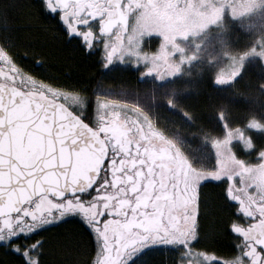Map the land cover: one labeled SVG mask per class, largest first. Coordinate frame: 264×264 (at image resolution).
<instances>
[{
    "label": "snow or ice",
    "instance_id": "snow-or-ice-1",
    "mask_svg": "<svg viewBox=\"0 0 264 264\" xmlns=\"http://www.w3.org/2000/svg\"><path fill=\"white\" fill-rule=\"evenodd\" d=\"M46 8L88 48L101 43L106 63L135 52L165 68V46L183 16L178 0H46ZM153 31L164 43L149 57L134 45ZM0 59L8 66L0 68V240L20 252L24 264H42V240L30 234L73 214L94 234L90 264H127L129 249L187 248L199 236L200 186L209 177L228 178L227 195L251 221L231 224L243 238L240 254L213 257L211 264H264V149L251 163L232 144L255 146L246 126L226 125L223 136L211 138L217 166L208 169L157 143L99 97L89 122L85 97L27 75L3 48ZM69 97L80 107L73 110ZM246 123L264 129L256 118Z\"/></svg>",
    "mask_w": 264,
    "mask_h": 264
},
{
    "label": "flooded vegetation",
    "instance_id": "flooded-vegetation-1",
    "mask_svg": "<svg viewBox=\"0 0 264 264\" xmlns=\"http://www.w3.org/2000/svg\"><path fill=\"white\" fill-rule=\"evenodd\" d=\"M33 1L38 3L43 12L49 13L46 8V0ZM178 2L179 6L183 9V15L186 12L195 9L203 11L206 18H209V22L206 23L205 29L201 31V37H199L200 44L203 49H206L205 45H207L215 35H221V37H224L232 30V37L230 39L231 45L233 46L232 51L225 54L232 60L230 64L232 68L228 69V74H230V76L227 78L222 77V79L209 77L211 85L215 88V94L218 99L215 114L216 121L219 124L221 120L223 123L227 122L234 125H244L247 124L246 122L250 119L256 118L261 122H264V114L249 111L250 106L245 105L242 102L239 92L241 90L244 93L246 90L248 91L250 88H254L255 85L258 86L259 90H263L264 92V85L262 84L264 81L259 79H264V0H178ZM16 3L17 0H0V48L5 49V51L12 56L13 63L18 69L24 71L27 75L32 76L35 79L48 83L41 75H37L36 72L32 71V64L30 63L31 61L29 60L28 54L21 52L20 50L18 51L17 47H15L12 43V39H8L6 35L5 30L9 27L6 13H14L17 10H20L21 7H17ZM49 14L57 19L69 38L79 41L87 50L97 53L107 71L112 72L116 70H128L135 76V80L132 83L127 82L121 85H108L110 88H115L123 93H127L128 96L131 94L134 95V98L120 100V103L115 104L114 108L121 109V113H123V115L125 114L129 119L136 120V123L141 125L148 134L153 135L157 143H169L168 146L179 149L181 152L185 153L187 157H189L187 151L191 150V148L186 141L187 134L184 133L185 129H183V132H180V128L177 125L178 123L180 126L183 121L191 125H197L196 121L193 119L192 113L186 107L185 99L189 96L187 95V92H185L187 90L185 87H187L189 83L183 79L186 78V74L184 73L185 71L182 67L177 64H175V67L169 59H176L184 54L185 51H182V47L187 41L191 31L189 29H182L178 26L177 31L180 32L177 33V36H173L172 40H170L168 45H166L167 55L165 59L169 67H162L160 71L165 72L169 69V77L162 79L160 78L161 75L158 72L159 68L154 67V65L149 61H144L142 58L143 55L137 57L135 52L125 56L123 60L117 56L111 63H106V52L101 43H94L91 48H88L84 45L82 38L67 33L66 25L58 19L55 13ZM182 22L183 16L180 19V23ZM93 28L94 31H98L96 25H93ZM224 30L228 31L223 32ZM161 39H163L164 42V37L160 33L153 34L151 36L152 42L154 41L157 44V47H155L152 52H157L159 50V47L162 44V41H160ZM134 48L136 51H140L143 54L141 46L134 45ZM145 54L151 57L150 55L154 53L146 51ZM207 54L208 53H205L206 56ZM131 55H134V57L132 58ZM221 55L223 56V53ZM192 56L194 59H198L195 54H192ZM234 61L236 62L234 63ZM189 64H187V66ZM224 64L226 67L230 68L228 62H224ZM37 66H40V63L36 62V67ZM0 68H3V70H7L8 68L3 59H0ZM149 68H154V70L152 72H148ZM189 69H191V67ZM202 71L203 72L200 76L199 82L206 81V78L208 77L206 66H203ZM0 80H2V78H0ZM242 81L245 85L243 88L240 86ZM152 82L155 85H152ZM170 84L173 86H170ZM99 88L100 86L98 89ZM159 92H164L163 94L165 95L164 97L166 101L161 105L160 112L150 111V114H148L145 109L152 106L151 100L156 103V97L158 99L156 93ZM172 92H174L175 95H173ZM262 104H264V97L261 101H258L257 105L260 107ZM255 106L256 105H253L251 107ZM132 107L139 110H133L134 108ZM236 108L238 112L235 111ZM164 110L165 112L167 111V113L173 118H178L176 119L177 121L171 122L169 119H162L165 117ZM151 113H154V116H152ZM202 131L206 132L203 128ZM169 137L177 140V146L169 142ZM209 180L210 179L206 178L205 181L201 182L200 186L198 238L193 241L191 245H188L187 248L177 245L160 244L149 246L145 250H141L137 253H132V250L129 249L131 250L129 253L131 257L127 261V264H130L135 260L139 261L147 254L154 251L171 255L177 260V264H184L185 258H183L181 254L183 252L189 253L188 248H190L193 252H209L216 257L223 259H230L233 256L240 254L239 246L243 238L240 234L235 233L232 230L231 224L238 223L240 225H247L251 221L249 217L239 210V202L227 195L226 188L228 178L219 179L218 183ZM211 189L215 191H212ZM216 191L219 192L222 200L224 201V207H226L225 210L229 215V220L226 224V231L231 250L228 254L219 253L206 246L205 230L208 229L210 225L209 217H211V215L206 212L208 194L209 192L214 194ZM201 264L205 263L202 262ZM206 264H211V261Z\"/></svg>",
    "mask_w": 264,
    "mask_h": 264
},
{
    "label": "trees",
    "instance_id": "trees-1",
    "mask_svg": "<svg viewBox=\"0 0 264 264\" xmlns=\"http://www.w3.org/2000/svg\"><path fill=\"white\" fill-rule=\"evenodd\" d=\"M20 1L17 0L16 3L17 7H21L20 10L6 13L9 27L5 31L8 39H12L18 51L28 54L33 72L41 75L49 84L85 97L87 115L84 118L91 122L88 115L92 112L98 87L103 84L132 83L135 76L128 70L107 71L97 53L69 38L57 19L43 12L38 3L33 0ZM152 43L156 44L154 41ZM36 62L40 66L36 67ZM240 86H245L243 81ZM198 90V93L185 99L186 107L192 113L196 124L205 129L207 124H213L218 99L209 76L206 81L200 82ZM235 111L238 112L237 108ZM164 114L171 122L178 119L173 118L167 111ZM224 206L218 191L214 194L209 192L206 212L211 217L210 225L205 230V239L208 248L228 254L231 250L226 231L229 215ZM36 239L42 240V264H90L97 250L93 233L76 217L37 230L31 234V240ZM16 242L14 240L11 243ZM177 263L171 255L154 251L130 264ZM0 264H24V258L9 244L0 243Z\"/></svg>",
    "mask_w": 264,
    "mask_h": 264
},
{
    "label": "rangeland",
    "instance_id": "rangeland-1",
    "mask_svg": "<svg viewBox=\"0 0 264 264\" xmlns=\"http://www.w3.org/2000/svg\"><path fill=\"white\" fill-rule=\"evenodd\" d=\"M207 22H209V18H206L203 11H198V10L194 9V10H190V11L186 12L183 15V22L178 25L182 29H189L191 31L190 35L188 36L187 41L183 44V47H182L183 48L182 51H185V52L183 55H181V57H178L176 59H172V58L169 59V60H171V62L174 66H175V64H177V65L181 66L182 69L185 71L184 73L186 74V78H183V79L186 82L188 81V83H189V85L187 87H185L187 89L185 92H187V95L189 97L195 95L199 91L198 90L199 84H200L199 80H200V76L203 72L202 71L203 66H206L208 76L211 78H214V79L222 78V77H224V78L229 77L230 74H228V69L232 68V66L230 65L232 62L231 58H229L228 55H225L227 52L232 51L233 46L231 45V42H230V39L232 37L231 36L232 30H231V32L229 31L224 37H221V35H219V36L215 35L208 42V44L205 45L206 49H203L202 45L200 44L199 37H201V31H203V29H205ZM225 31H228V30H224L223 32H225ZM178 32H180V31H176V33L173 36H177ZM153 34H159V33L155 32V31L150 32V33H146L144 35V37L142 38L141 47L143 49V54H145L146 51H148V52L151 51V53H154V54H157L160 52L161 48L159 47V45H158L159 50L157 52H152L155 49V47H157V44H153L152 40H151V36ZM183 34H185V33H183ZM160 41H162V44L164 43L163 39H161ZM166 47L167 46H165V51H166ZM205 53H208L207 56L205 55ZM222 53H223V56L221 55ZM154 54H151L150 56H153ZM192 54H195L198 59H194ZM131 56H132V58L134 57V55H131ZM149 62H151V61L149 60ZM224 62H228L230 65V68L226 67ZM235 62L236 61H234V63ZM187 64H189L188 65L189 67L187 66ZM155 67L159 68L158 72L161 75L160 78L166 79L169 77V69L166 70L165 72H161L160 71L162 69L161 66H155ZM190 67H191V69H189ZM259 79H261V81H264L263 78H259ZM262 84L264 85V83H262ZM152 85H155V84L152 82ZM171 85L172 84H170V86ZM62 90L77 93V92L67 90V89H62ZM239 92H240V99L242 100V102L245 105L250 106L249 111H252V112L254 111L258 114H264V104H262L260 107H259V105H257L258 101H261L262 98L264 97L263 90H259L258 86L255 85L254 88H250L247 92H244V93H243V91H239ZM163 93L162 92L156 93V95L158 96V99L156 97V103H155V101L151 100L152 106L145 109L148 114H150V111L151 112H155V111L160 112L161 105L166 101V99L164 97L165 95ZM172 93H173V95H175L174 92H172ZM77 94H79V93H77ZM98 97L101 100L109 101L111 103L112 107H114L115 104L120 103V100L126 99V98H130V99L134 98V95L131 94L128 96L127 93H123L122 91H120L118 89L110 88V87H108V85H105V84L101 85L100 88L97 90L96 97L94 99V104L92 107V112L88 115V117H90L91 119L93 116L94 109L96 107ZM158 101H160V102H158ZM66 102L68 105L72 106L73 110H76L78 107H80V104L77 102H74L71 99V97H69ZM253 105H256V106L251 107ZM86 107H87V101H86ZM132 108H134L133 110H139V109H136L135 107H132ZM117 110L121 112V109L118 108ZM151 115L154 116V113H151ZM124 116H126V118H128L127 115L124 114ZM161 117H162V115H161ZM162 119L167 120L169 118H167L166 114H165V117H163ZM160 120H161V118H160ZM129 121L132 123L137 122L136 120H133V119H129ZM176 121L177 120L175 119L174 122H176ZM184 124H185V126H184ZM177 125L180 128V132H183V129H185L184 133L187 134L188 138L186 137V139H187L186 141H187L189 147L191 148V150L187 151L189 158L195 164L201 165V166L208 168V169H212V168H215L217 166L216 165L217 157H216L215 149L211 143V138L215 137V136H223L225 133L226 125L229 127L246 126V131L248 132V134L251 135L252 140L254 141L255 146L252 149H246L243 145V142L240 141L239 139H236L232 142L234 151L237 153V155L240 158H244L251 163H256L259 160V156H258L259 151L261 149H264V129L257 130V129H254L251 127H247V124L234 125V124L227 123V122L223 123V122H221V120H220V124H219L215 119V115H214V119H213V124L212 125H211V123L207 124V127L205 128L206 132L202 131L203 127H201L200 125H193V124L191 125L188 123H184V121L181 123L180 126L178 123H177ZM196 131H197V133H196ZM168 140L170 143L177 146L178 142L175 138L169 137ZM168 144L169 143H167V145ZM223 178H227V177H223ZM223 178H221V179H223ZM207 179H210L209 181H212L215 183H218V181H219V180L211 178V177H209ZM224 185H226V184H224ZM70 217L79 218L83 222V219L81 216L73 214V215L65 217L59 221H56L50 225H46L43 228H46V227L51 226V225H55V224H57L61 221H64L65 219L70 218ZM0 243L2 244V243H6V242L0 240ZM8 244L9 243H7V245ZM130 252H131V250H129V253ZM197 253H199V255H197ZM204 253H206V252H193V251L191 253L183 252L181 254V256L186 259V260L184 259V261H185L184 264H201L202 262L206 264L207 262H210L213 257H216L215 255H213L212 253H209V252H207L209 254V256L206 257L205 255H203Z\"/></svg>",
    "mask_w": 264,
    "mask_h": 264
}]
</instances>
